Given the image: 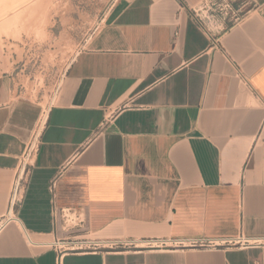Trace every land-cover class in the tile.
I'll return each instance as SVG.
<instances>
[{
    "label": "crops",
    "instance_id": "1",
    "mask_svg": "<svg viewBox=\"0 0 264 264\" xmlns=\"http://www.w3.org/2000/svg\"><path fill=\"white\" fill-rule=\"evenodd\" d=\"M40 114L0 104V221L37 140L0 264H56L50 242L86 236L264 237V0H117ZM60 264H264V247Z\"/></svg>",
    "mask_w": 264,
    "mask_h": 264
},
{
    "label": "rangeland",
    "instance_id": "2",
    "mask_svg": "<svg viewBox=\"0 0 264 264\" xmlns=\"http://www.w3.org/2000/svg\"><path fill=\"white\" fill-rule=\"evenodd\" d=\"M116 1L0 0V104L27 101L41 114L48 110L71 62ZM212 9L205 4L196 10L211 27Z\"/></svg>",
    "mask_w": 264,
    "mask_h": 264
},
{
    "label": "built area",
    "instance_id": "3",
    "mask_svg": "<svg viewBox=\"0 0 264 264\" xmlns=\"http://www.w3.org/2000/svg\"><path fill=\"white\" fill-rule=\"evenodd\" d=\"M228 3L223 4L220 15H227L230 11ZM224 11V12H222ZM37 140H30L20 160L16 176L13 180L7 211L0 221V227L6 223L17 221L16 210L21 203L25 174L30 167L35 154ZM54 251L56 264H60L65 254H97L128 250L178 251V250H219L228 248L264 247V237L250 238L243 234L235 237H178V238H102L86 236L54 240L48 244Z\"/></svg>",
    "mask_w": 264,
    "mask_h": 264
}]
</instances>
